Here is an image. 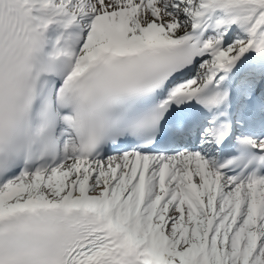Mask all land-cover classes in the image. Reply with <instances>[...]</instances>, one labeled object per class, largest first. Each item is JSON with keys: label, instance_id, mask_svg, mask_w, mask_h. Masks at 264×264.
<instances>
[{"label": "snow or ice", "instance_id": "1", "mask_svg": "<svg viewBox=\"0 0 264 264\" xmlns=\"http://www.w3.org/2000/svg\"><path fill=\"white\" fill-rule=\"evenodd\" d=\"M0 264H264V0H0Z\"/></svg>", "mask_w": 264, "mask_h": 264}]
</instances>
